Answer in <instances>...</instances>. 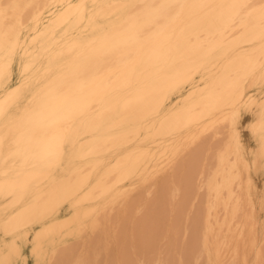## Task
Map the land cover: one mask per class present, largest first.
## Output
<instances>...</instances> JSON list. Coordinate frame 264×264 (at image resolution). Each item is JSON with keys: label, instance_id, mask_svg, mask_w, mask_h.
Returning <instances> with one entry per match:
<instances>
[{"label": "bare ground", "instance_id": "1", "mask_svg": "<svg viewBox=\"0 0 264 264\" xmlns=\"http://www.w3.org/2000/svg\"><path fill=\"white\" fill-rule=\"evenodd\" d=\"M260 171L264 0H0V264H101L146 221L222 253Z\"/></svg>", "mask_w": 264, "mask_h": 264}, {"label": "rangeland", "instance_id": "2", "mask_svg": "<svg viewBox=\"0 0 264 264\" xmlns=\"http://www.w3.org/2000/svg\"><path fill=\"white\" fill-rule=\"evenodd\" d=\"M248 121H249V118H246V120H245L246 124L248 123ZM242 133H243L244 144L247 147L248 152H250L249 154L251 155V151L254 150L256 143L253 141V139H252L250 133L248 132L246 126L244 128H242ZM222 138L223 137H221V140H222ZM250 158H251V156H250ZM252 180H253V183H254L253 195H254L255 206H256V210H255V218L256 219H253L252 221L254 222L255 230L252 229V231H251V227H250V231H248V233L243 238H239L237 236H234L233 237L234 239H231V236L230 237H227V236L224 237V240L228 241L231 246L230 245L228 247L226 246L222 253H217L216 251L212 250L213 248L212 249L210 248V250L208 252L207 251H202L201 250L202 248L198 244L200 242V240H201V237L197 238V236L196 237L192 236L193 240L196 239V241H192L190 239L191 243L189 242V240H187L188 241L187 244L185 243V245H184V240H183L184 237L182 236V240L179 241V239H181V236H180V238H178L179 235L174 237L172 239V241L175 239L174 240L175 242L174 241L173 242L177 244V242L179 241L180 245L178 243L177 244L178 247H176V246H175L176 248L173 247L174 250L171 251L172 252L171 253L168 250V248H167L169 246L168 242L166 241V239L168 240L167 229L164 230L166 233L163 230L162 231L160 230L157 235L154 234V239L157 240V241L160 240L158 242L154 240V242L157 243V246H156L154 242L150 243V238H151L150 235H151V233L153 231L152 230L153 225L150 224L148 221H146L144 223V225L142 224V227H139V228L138 227L133 228L134 225H132V229L133 230H132V233L127 235V237H129L128 239L123 234H121L123 236V238H121L119 236L121 232L117 233V232L111 230V232H110V243H108L109 246L107 248L108 250L104 252L103 258H102L103 259L102 260L103 263L101 262V264H128V263L129 264H133V262H134V264H140L141 261H143V262L145 261V264L146 263L147 264H150V263L151 264H157V263L158 264H166V263L167 264H176V263L177 264H188V263L189 264H198V263L199 264H264V252H262V251H264V205L260 204L261 194H262L263 188H264V174H263V172H261V171L260 172H253L252 173ZM167 215H166V217H170L169 214H167ZM162 216L165 217L164 214H162ZM151 217L155 218L154 215L151 216ZM157 221L160 224L162 223L161 224L162 228H165V226L167 227L169 225V222H170V220H167V219H163L164 223H163V221L161 219H159V220L156 219V222ZM137 225L138 224L136 223V226ZM145 225H147V226L145 227ZM163 225H164V227H163ZM136 228H138V229H136ZM146 228H147V230H145ZM144 231H146V232L144 233ZM161 233H162L163 236L161 235ZM145 234H146V236H143ZM148 234H150V235H148ZM159 235H161V236H159ZM254 235H256V237H257V245L262 246L261 254H259V255H257V245L252 246V243H251V240L253 239ZM125 237H126V239H125ZM134 237H136V238H134ZM118 238H119V240H118V243L116 244ZM144 238H145L146 241L144 240ZM177 238H178V240L176 241ZM212 238L214 240V238H216V237H212ZM230 239L233 242H231ZM241 239H243V241H241ZM120 240H122V241L120 242ZM125 240H127V241H125ZM129 241L132 242V243L129 244ZM170 241H171V239H170ZM137 243H139V244H137ZM195 243H196V247H193V244L195 245ZM135 244H137L138 246L135 245ZM160 244H162L163 247H161ZM197 244H198V246H197ZM118 245H120V247ZM126 245H127V247H126ZM146 245H147V247H145ZM234 245H236V246L233 248ZM128 246H130L131 248L128 247ZM140 246H142V248H140L141 250L139 251L138 249H139ZM118 247H119V249H118ZM123 247L125 249L127 248L128 250H125ZM137 247H138V249H136ZM183 247H185V248H183ZM133 248H135V249H133ZM178 248H180V249H178ZM131 249H132V251H130ZM190 249H192V250H190ZM199 249H200V251H199ZM148 250H150V251H148ZM162 250H163V252H162ZM182 250H183L184 254H183V252H181ZM124 252H126V253L124 254ZM128 253H129V255H128ZM142 253H143V258L146 257L147 259L146 258L145 259L141 258ZM145 253H147V254H145ZM149 253H150L151 256L149 255ZM161 253H164V256H163V254L161 255ZM130 254H131V256H130ZM132 254H133V256H132ZM138 254L140 255V257H139ZM171 254H173V255L171 256ZM106 255H107V258H106ZM153 255H154V258H152ZM174 255H175V257H174ZM169 256L171 258V261L164 262L163 259L164 258L167 259V258H169ZM194 256H196V257H194ZM197 256L199 258H197ZM123 257H124L125 260L123 259ZM176 257L178 258V260H177ZM155 258L159 259L160 261L155 263L154 262L156 260ZM183 258H184V261H183ZM139 259H141V260H139ZM194 259H196L197 263L195 262ZM199 259L200 260L202 259V260L200 261ZM151 261H153V262H151ZM175 261H177V262H175ZM170 262H172V263H170ZM178 262H180V263H178ZM30 264H33V263L31 262Z\"/></svg>", "mask_w": 264, "mask_h": 264}]
</instances>
